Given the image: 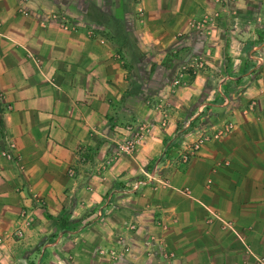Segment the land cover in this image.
Segmentation results:
<instances>
[{"label":"crops","instance_id":"1","mask_svg":"<svg viewBox=\"0 0 264 264\" xmlns=\"http://www.w3.org/2000/svg\"><path fill=\"white\" fill-rule=\"evenodd\" d=\"M213 10L211 41L186 22ZM204 51L166 126L101 168ZM0 94V148L17 157L0 156V236L32 213L23 237L0 238V264H264V0H0ZM228 119L229 135L171 165L194 130ZM142 170L169 187L126 191Z\"/></svg>","mask_w":264,"mask_h":264},{"label":"rangeland","instance_id":"2","mask_svg":"<svg viewBox=\"0 0 264 264\" xmlns=\"http://www.w3.org/2000/svg\"><path fill=\"white\" fill-rule=\"evenodd\" d=\"M215 1L219 2V0H215ZM215 12H217V10H213L211 12L203 13L202 15H200L199 17H196V18H191V19L187 20L186 25L189 27V29L193 30L194 32L202 33L207 37L212 36L211 41H213L215 38L214 28L216 25V17L211 22H208L207 25L203 26L202 28L191 27L189 25V23L191 20L195 21V20L200 19L202 16L213 15V14H215ZM179 35L180 34H178L177 36H179ZM174 52H175V50H172V53H174ZM207 54L209 55V53H207V51H204L203 54L193 55L186 62H182V63L178 64L177 67L173 70V73L171 74V76L169 78L168 85L165 89L166 94L161 93V94H157V95H152L146 99V103L148 104V106L151 107L152 110L155 111V113L157 115L156 122H152V120H149V119H143V120H137V121H133L131 123H127L124 126V129L128 132L127 135L119 138L116 143H118L120 140L124 139L125 137H130L132 134V132H131L132 128L134 126H136L137 124H140V123L145 124V126L148 130L145 133V135L138 142H136V144L133 147V150L129 154L119 155V156H116L114 159L121 157V156H132L134 154L136 148L139 146V144L152 133V130L156 125H159L160 127L166 126V124L169 120L171 111L175 107V102H174L172 96L175 94V92L179 88L185 87L192 77L196 76L198 73H200L201 71L204 70L205 65H206L204 56ZM116 57H119V55H116ZM1 103H2V100H1ZM253 107H254L253 101H249V102H247L245 110H250ZM262 119L264 121V117ZM189 126H190V119L187 116L185 119H183V121H181V128H189ZM235 128H236L235 121L232 119H228V120L216 122L214 124H209L207 126V128L194 130L192 132V134H193L192 138L189 141L182 142L180 144L179 151H178L177 155L174 157V159H172L171 165L176 167L180 164H186L191 157H193L197 154V152L200 150L202 145H204L208 142L220 140V139L226 137ZM218 132H221V134H218ZM199 136H208V139L205 140L204 142L200 143V145L196 149H194L193 143L196 141V139ZM115 148H116V144H115ZM114 151H113V153H114ZM183 155L186 156L185 159L182 158ZM16 158L17 157L15 156L14 160ZM218 164H220V163L218 162ZM223 164L225 165L226 163L224 162ZM141 175L143 176L142 178H137V179L129 182V184L126 186V191H130L131 185L138 180L142 182V185L149 186L153 190L166 188V187H169V185H170L169 180L165 177H161L159 175V172L156 170H150V171H143L142 170ZM147 175H150V177H148ZM179 191L184 196H190V192H189L188 188H186V187L182 188ZM222 224H223V227H225V226L226 227H232L231 222L228 220L223 221ZM13 227L9 228L8 231H6L2 236H0V238L1 239H8V238L16 239L12 233ZM107 252H108V250H107ZM259 258L262 259L261 257H259Z\"/></svg>","mask_w":264,"mask_h":264},{"label":"built area","instance_id":"3","mask_svg":"<svg viewBox=\"0 0 264 264\" xmlns=\"http://www.w3.org/2000/svg\"><path fill=\"white\" fill-rule=\"evenodd\" d=\"M214 17L215 16H202L198 20L195 21L191 20L189 25L195 28H202L203 26L207 25L208 22H211L214 19ZM50 20L56 21L59 27L63 29L72 28V26L69 25V22L63 12L49 11L45 16L44 21H50ZM44 21L42 22L43 24ZM1 100H2V95L0 94V102ZM147 130L148 129L146 128L145 124L140 123L134 126L131 131L132 132L131 136L125 137L124 139L116 143V148L114 153L110 157L102 161L100 163V167L101 168L106 167L116 156L129 154L133 150V147L136 144V142H138L145 135ZM218 134H221V132H218ZM207 139L208 136H199L196 139V141L193 143V148L196 149L200 145V143L204 142ZM14 148L15 145L12 141H6L4 147L0 148V156L7 160H14L15 157ZM182 158L185 159L186 156L183 155ZM68 173L69 175L73 174L72 168L68 169ZM147 176L150 177V175ZM140 185H142L141 181L138 180L134 182L130 187V191L136 190ZM31 223H32V213L28 209L22 207L19 210L14 223L13 232H12L13 236L16 239L23 237L24 230L27 227H29ZM239 239L241 240V238ZM127 249H128V245H124V246L122 245L119 252L114 253L112 251L110 252L108 251V254H110V257H115L117 254L118 256H120L124 254L127 251ZM245 251L246 253L247 252L250 253L247 246H245ZM162 255L164 258H171L173 256V253L163 252ZM255 261L258 264H263V259L255 258Z\"/></svg>","mask_w":264,"mask_h":264}]
</instances>
